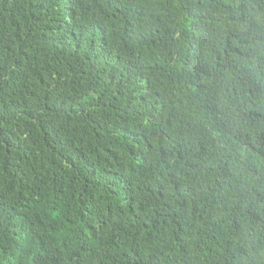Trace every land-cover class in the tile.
<instances>
[{"label":"trees","instance_id":"1","mask_svg":"<svg viewBox=\"0 0 264 264\" xmlns=\"http://www.w3.org/2000/svg\"><path fill=\"white\" fill-rule=\"evenodd\" d=\"M0 264H264V0H0Z\"/></svg>","mask_w":264,"mask_h":264}]
</instances>
